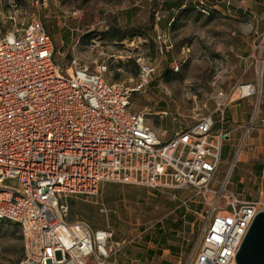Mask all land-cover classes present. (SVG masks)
I'll return each mask as SVG.
<instances>
[{
    "label": "built area",
    "instance_id": "2783aa9c",
    "mask_svg": "<svg viewBox=\"0 0 264 264\" xmlns=\"http://www.w3.org/2000/svg\"><path fill=\"white\" fill-rule=\"evenodd\" d=\"M196 7L210 12L202 1ZM154 19L157 25L159 10ZM20 30L0 37V221L18 225L16 264H116L120 243L112 230L67 220L70 196L95 195L110 183L191 191L202 205V226L184 264H236L247 229L264 210V201L243 199L230 187L262 94L264 31L246 59L244 75L252 71V81L241 79L227 92L215 82L212 111L164 140L132 110V94L155 72L145 57H136V83L123 87L106 80L108 66L98 58L92 71L74 54L61 67L41 21ZM165 36L157 32L156 39ZM246 98L255 100L250 120L239 126L232 159L217 179L222 142L231 138L225 112Z\"/></svg>",
    "mask_w": 264,
    "mask_h": 264
},
{
    "label": "rangeland",
    "instance_id": "374dc122",
    "mask_svg": "<svg viewBox=\"0 0 264 264\" xmlns=\"http://www.w3.org/2000/svg\"><path fill=\"white\" fill-rule=\"evenodd\" d=\"M162 1L47 0L40 4L16 0L13 6L10 0H0V37L39 20L52 37L54 58L61 67L74 54L90 63L92 71V61L98 58L108 66L106 80L123 87L136 83V57H145L155 72L145 90L132 94V110L142 111L148 125L166 140L172 132L212 111L215 82L227 92L241 79H252V71L244 75L247 63L242 58L248 44L253 46L256 33L253 36L247 28L254 24L251 20L238 21L216 12L206 15L195 7L199 1L209 5V0H186L184 9L168 17L165 25L158 22L156 29L155 11L167 15ZM75 11L78 14L71 15ZM111 28H121L126 38L112 39ZM156 30H164L160 32L166 33L165 42L156 39ZM227 165L221 163L217 179ZM97 191L95 195L70 196L67 220L112 230L113 241L120 243L116 264H136L132 261L138 259L137 264H145L146 254L153 257L151 264H159L160 255L165 254L161 244L181 247V255L172 264H184L202 226V205L191 191L115 183L102 184ZM252 199L264 201V195ZM182 215L191 218L184 227ZM149 239L161 244L146 245ZM147 247H154L153 252ZM20 255L18 225L0 221V264H16Z\"/></svg>",
    "mask_w": 264,
    "mask_h": 264
},
{
    "label": "crops",
    "instance_id": "0c3cea01",
    "mask_svg": "<svg viewBox=\"0 0 264 264\" xmlns=\"http://www.w3.org/2000/svg\"><path fill=\"white\" fill-rule=\"evenodd\" d=\"M165 3L166 16H161V24L165 25L166 20L173 14H176L179 9L186 7V0H163ZM201 2V1H199ZM190 4V3H189ZM192 4V3H191ZM207 5L210 12L218 13L221 16H226L240 21L251 20L254 24H247L249 31L255 33H261L264 31V0H209ZM190 7V5H188ZM127 21V18H125ZM159 21V22H160ZM158 25H155L157 29ZM157 32L164 30H156ZM72 36V34L70 35ZM248 40V39H247ZM67 41V37L61 40L64 46V42ZM254 41V40H253ZM252 41V43H253ZM248 44V42H246ZM249 48L244 50L246 60L252 45L248 44ZM252 79H244V81H251ZM262 94L258 103L257 115L254 119V129L249 133L245 142V146L238 154L236 162V168L233 171V175L230 182L232 190L236 191L243 199H252L253 195H264V125L260 123V120L264 117V74L262 79ZM255 100L253 98L242 99V101L234 102L227 107L226 110V127L231 129V138L228 141L222 142L221 157L223 164H229L232 159V154L237 146L242 131L239 126L247 123L251 117V110ZM167 130L164 131L166 133ZM213 132H217V124L214 127ZM159 133V132H158ZM162 135V134H161ZM249 189L251 193H245V190ZM182 227L186 226V223L191 222V218L188 215H182L181 217ZM147 241L146 245L161 244L159 240L156 244ZM150 242V243H149ZM164 255H160L159 264H172L173 258H178L181 255L182 248L176 246H169L161 244ZM154 247H147L152 250ZM148 250V251H149ZM170 253L171 256L168 255ZM139 260H133L132 262L139 263ZM153 257L146 254L145 264H151ZM117 261V259H116Z\"/></svg>",
    "mask_w": 264,
    "mask_h": 264
},
{
    "label": "water",
    "instance_id": "95a60500",
    "mask_svg": "<svg viewBox=\"0 0 264 264\" xmlns=\"http://www.w3.org/2000/svg\"><path fill=\"white\" fill-rule=\"evenodd\" d=\"M239 246L236 264H264V210L255 215Z\"/></svg>",
    "mask_w": 264,
    "mask_h": 264
},
{
    "label": "trees",
    "instance_id": "16d2710c",
    "mask_svg": "<svg viewBox=\"0 0 264 264\" xmlns=\"http://www.w3.org/2000/svg\"><path fill=\"white\" fill-rule=\"evenodd\" d=\"M16 1V0H15ZM197 6V5H196ZM195 6V7H196ZM197 8V7H196ZM110 36L112 39H115V40H118V41H121L122 39L126 38V35H123L121 34L122 32V29L120 28H111L110 29Z\"/></svg>",
    "mask_w": 264,
    "mask_h": 264
}]
</instances>
